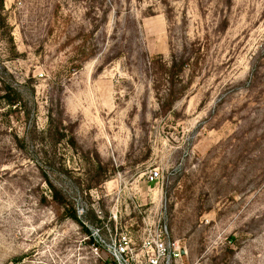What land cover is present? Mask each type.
Returning <instances> with one entry per match:
<instances>
[{
	"label": "rangeland",
	"instance_id": "1",
	"mask_svg": "<svg viewBox=\"0 0 264 264\" xmlns=\"http://www.w3.org/2000/svg\"><path fill=\"white\" fill-rule=\"evenodd\" d=\"M149 217L264 264V0H4L0 264H107L91 229Z\"/></svg>",
	"mask_w": 264,
	"mask_h": 264
},
{
	"label": "built area",
	"instance_id": "2",
	"mask_svg": "<svg viewBox=\"0 0 264 264\" xmlns=\"http://www.w3.org/2000/svg\"><path fill=\"white\" fill-rule=\"evenodd\" d=\"M148 178L158 181L162 174L159 169H152ZM87 238H92L96 253L101 250L109 256L107 264H183L180 244L171 238L167 224L161 219L155 221L149 217L137 235L127 228L105 224L103 228H92Z\"/></svg>",
	"mask_w": 264,
	"mask_h": 264
},
{
	"label": "trees",
	"instance_id": "3",
	"mask_svg": "<svg viewBox=\"0 0 264 264\" xmlns=\"http://www.w3.org/2000/svg\"><path fill=\"white\" fill-rule=\"evenodd\" d=\"M4 9V0H0V10L2 11ZM8 102H9V104H11V105H16L17 103V101H15V99H13V98H10V99H8ZM72 218L74 219V220H77L78 221V216L76 215V213L74 212V213H72ZM87 231H88V229H86ZM89 232V231H88ZM90 234H91V231H90Z\"/></svg>",
	"mask_w": 264,
	"mask_h": 264
}]
</instances>
